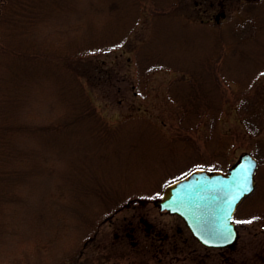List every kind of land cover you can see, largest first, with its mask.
<instances>
[{"label":"rangeland","instance_id":"obj_1","mask_svg":"<svg viewBox=\"0 0 264 264\" xmlns=\"http://www.w3.org/2000/svg\"><path fill=\"white\" fill-rule=\"evenodd\" d=\"M18 149L0 163V264H264V0H0V155ZM243 151L258 168L238 238L205 248L154 201ZM96 183L102 199L81 188ZM176 229L184 250L153 253Z\"/></svg>","mask_w":264,"mask_h":264},{"label":"water","instance_id":"obj_2","mask_svg":"<svg viewBox=\"0 0 264 264\" xmlns=\"http://www.w3.org/2000/svg\"><path fill=\"white\" fill-rule=\"evenodd\" d=\"M257 165L256 157L243 151L225 169L193 168L168 183L156 203L160 209L177 214L200 243L208 247L232 246L238 237L233 215L255 188ZM245 170L251 187L248 192H242Z\"/></svg>","mask_w":264,"mask_h":264},{"label":"trees","instance_id":"obj_3","mask_svg":"<svg viewBox=\"0 0 264 264\" xmlns=\"http://www.w3.org/2000/svg\"><path fill=\"white\" fill-rule=\"evenodd\" d=\"M31 6L34 7V3H32ZM202 21H203L202 23H205V20H202ZM68 47L69 46L67 45L66 48H63L67 52L64 57H72V58H74V56L77 57L78 55H83L84 53L90 52V49L88 51V48H87L88 46L85 47V45L83 47H81V48H78V50H79L78 52H76L74 50V53H72V49L69 50ZM93 50L94 49H91V51H93ZM199 101H201V100H198L197 102H199ZM199 106L200 105H198V107H197L196 105H193V104L191 105L188 102H183L182 105L179 106V109H180L181 112H186V111H189L192 108H194V110H195V108L198 109ZM69 107L70 106H68L65 109V111H64V114L67 115L68 117L62 116V123L63 124L66 123L67 124V125L63 126L62 129H66V128L70 127L71 126V122L74 119L73 117H70V115H68L67 111H70L72 109V108H69ZM207 108H208L207 106L200 107V109H202L204 111L207 110ZM216 109L218 110V107H216ZM61 140H65V139H61ZM12 154H8V155L7 154L6 155L2 154V155H0L1 166H2V161H4L3 163H7L8 162V165L12 161V163L14 162L12 165H15V164H19V163L22 164V163H24V161L27 160V159L25 160V158H23V156L21 155L20 149L15 151L14 155H12ZM97 187H99V184L96 183V185H94L92 188H87V187H83V186L81 188L85 192L88 191V193L92 194L93 196H96L98 199H102V197L104 196V190L98 191ZM84 188H86V190ZM7 196L10 197L9 195H7ZM104 202H109V201H104ZM115 203H117L116 206H114ZM127 203H129V200L128 201H124L122 199H119V200H116V201H113V202H109V203H105V204H108V206L106 207L107 209H110L113 206L114 207L111 208L109 211L107 210L106 212H104V215L100 218L99 221H97V225H100L102 221L108 220L117 211H119L121 209V207L127 206ZM62 212L63 211L55 210V214L52 215L53 217H56V218H58L60 220V223L58 222V224H57L58 225V229H59V225L60 224L62 226V224L66 223L68 221L67 216L64 213H62ZM94 224H93V227L91 226L92 227L91 229H93L92 230V234L90 236H87L84 239L85 241L89 240L94 235L95 231L97 230V225H94ZM52 225H55V223H53ZM67 226H68V222L65 224V227H67ZM50 236H51V241H53L54 240V234L51 233ZM150 243L155 244L152 247L153 248V253L155 251H159L161 249V245L162 244H165L164 246H166L167 248H170V250H172L174 253L177 252V251H183L184 250L183 248H185L187 246L185 240L182 239V230L181 229L173 230L171 233H168V234L167 233L160 234L159 236L152 238V241H150ZM180 245H182V246L180 247ZM130 250H132V253L129 252L130 254H132L134 256H140L141 253L139 251H141L142 249L141 250H137L136 247H135V249H130ZM143 250H145V249H143ZM69 256L70 255H68L67 257H69ZM125 257H127V255ZM140 258H138L137 260H133V259L129 260V259H127L126 263H124V264H147V262L143 261ZM192 260H195V259L192 257ZM77 263L78 262H75L73 264H77ZM51 264H69V262L65 261V262L61 263V262H58V261H53Z\"/></svg>","mask_w":264,"mask_h":264},{"label":"snow or ice","instance_id":"obj_4","mask_svg":"<svg viewBox=\"0 0 264 264\" xmlns=\"http://www.w3.org/2000/svg\"><path fill=\"white\" fill-rule=\"evenodd\" d=\"M250 166H254V165H250ZM247 180H248V171L245 170V183L242 185V192L251 191V187L249 183L247 182Z\"/></svg>","mask_w":264,"mask_h":264}]
</instances>
